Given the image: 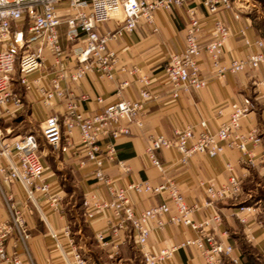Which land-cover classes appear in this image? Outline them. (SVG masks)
<instances>
[{
  "label": "built area",
  "instance_id": "1",
  "mask_svg": "<svg viewBox=\"0 0 264 264\" xmlns=\"http://www.w3.org/2000/svg\"><path fill=\"white\" fill-rule=\"evenodd\" d=\"M193 0H0V119L8 120L23 108V98L14 91V82L18 77L21 85L30 90L29 76L39 72L45 63L44 50L54 57V76L44 77L38 88L41 100L46 106L53 102H65L66 114L61 119L58 115L48 117L40 132L27 133L11 137L7 130L0 129V202L6 210L7 217L0 221V264H24L21 255L10 253L9 244L14 250H22L28 261L34 264L30 255L29 242L31 230L28 215L39 214L43 220L42 203L54 211L59 210L62 197L55 192L45 178L46 149L57 151L61 148L63 138L71 136L77 129L79 147L86 154V160L94 168V175L106 190L90 192L84 197L83 217L92 221L108 214L114 221L112 231L131 229L142 254L144 264H170L176 252L198 247L204 264H227L233 254V247L218 240L214 234L221 216L217 211L208 221L197 222L192 219L194 213L203 208L215 209L218 202L238 200L244 193L243 182L232 173V165L227 164L230 172L227 184L209 183L204 188L203 202H189L173 180L153 186L149 181L130 182L118 187L114 179L104 173L106 165L116 164L124 174L131 168L117 156L116 141L121 136L131 134L133 126L143 125V115L147 103L152 99L149 89L150 80H140L142 88L137 100L121 99L101 111L88 114L79 110V102L63 88L61 82L68 72V56H73L75 70L71 81L79 83L89 73L98 72L112 79L113 67L118 54L110 43L136 31L139 24L154 26L155 12L172 11L181 8ZM67 3L72 13L65 19L58 14L61 4ZM205 13L212 20V35L208 39L201 36L203 22L196 17L194 10H189L186 29L185 48L170 56L165 75L171 84V97L178 100L182 93L192 89L202 90L207 86V79L201 75L199 60L205 55L213 76L223 78L227 73H240L245 70H258L264 66V41L256 45L262 50L251 53L244 59L232 61L228 66L224 61L225 44L232 35V30L224 19L225 12H234L232 0H201ZM235 21L242 15L235 13ZM120 20L119 28L114 32H100V27L110 21ZM66 25V40L72 45L67 52L61 41L60 27ZM156 32L157 28L154 27ZM239 33L245 35L246 30ZM246 44H250L246 40ZM129 86L128 82L119 85V93ZM255 93L262 105L264 115V77L254 82ZM82 96L81 101H86ZM98 102H102L98 99ZM255 108L250 98L241 104H232V114L228 122L218 130L206 129L196 134L194 126L176 129L172 138L159 136L151 141L147 149L153 166L162 170V164L155 152L162 149L177 148L181 153L179 163L186 165L194 154L214 158L223 154L226 147H231L249 157V145H259L261 139L253 130L241 132L242 119ZM81 162L82 166L87 164ZM23 188L25 198L20 200L13 193L15 185ZM146 194H166L163 203L137 211L131 195L141 197ZM176 214L172 215L171 210ZM251 211L252 206H243ZM169 216V223L183 225L197 233V238L185 240L170 248L158 251L149 249L151 235L149 222L158 219V226L165 224L162 217ZM244 223V220H241ZM64 234L73 244L75 264H88L72 238L70 226ZM53 237L57 240L56 234ZM103 246L107 245L104 234L95 235ZM234 264L237 260L232 259Z\"/></svg>",
  "mask_w": 264,
  "mask_h": 264
},
{
  "label": "crops",
  "instance_id": "2",
  "mask_svg": "<svg viewBox=\"0 0 264 264\" xmlns=\"http://www.w3.org/2000/svg\"><path fill=\"white\" fill-rule=\"evenodd\" d=\"M232 1L234 12L223 14L232 30L224 50V61L228 66L232 61L244 59L251 53L261 51L256 42L264 41V32L258 24L264 11L261 1ZM190 9L194 10L196 17L203 22L202 38H210L213 24L207 17L201 0H193L172 11H157L154 26L141 23L134 33L110 43V47L118 54L112 79L98 72H91L79 83H74L70 76L75 70V64L73 56L69 54L68 72L61 84L65 91L79 102L81 112L92 114L121 99L131 101L139 99L142 88L140 80L148 78L152 99L146 105L143 125L133 126L130 135L121 136L116 141L118 159L125 161L131 171L124 174L120 167L111 164L104 167V173L114 179L118 187L123 188L130 182L149 181L153 186H158L167 180H173L189 202H203L205 199L203 186L211 182L217 185L227 184L230 172L226 166L231 164L232 173L243 182V195L236 201L218 202L215 209L203 208L194 213L192 219L197 222L208 221L217 211L221 216V222L214 234L218 240L233 247V254L228 258L227 264H234L232 259L237 260V264H250L244 250H251L264 259V214L258 207H252L253 210L250 212L246 209L241 211L240 208L250 205L246 202L248 197H251L250 192H253L251 184L264 183V115L254 86L256 80L264 77V66L255 71L227 73L223 78H216L212 74L208 58L203 55L199 63L201 75L207 79V86L202 90L192 89L190 92L182 93L178 100H173L171 84L165 75V66L171 55L185 48ZM71 13L67 3L61 4L58 9V14L63 19ZM235 13L242 15L240 21L234 20ZM119 25L120 20L110 21L100 27V32H114ZM154 27L157 28L156 32L153 31ZM242 28L246 30L245 35L239 33ZM59 31L62 43L70 53L72 45L66 40V25L63 24ZM246 40H249L250 44L247 45ZM43 55L44 67L28 78L32 87L30 90H26L20 84L18 77L13 84L14 91L23 98V108L8 119L14 120L17 129L16 132L8 130L11 137L40 132L42 124L48 117L58 115L62 119L66 114V101H55L51 106H46L40 98L38 88L44 84L43 78L53 77L57 69L54 67L55 60L52 54L44 50ZM122 82H128L129 86L119 93V85ZM82 96H87L88 99L81 101ZM245 98H250L255 108L242 119L241 132L253 130L261 139L259 145L251 144L248 147L252 163L249 162V157L238 150L226 147L220 156L210 158L194 154L186 165H181L178 162L181 153L177 148H172L155 152V156L162 164V170L152 165L147 149L154 138L159 136L172 138L176 129L189 125L194 126L197 135L206 129L216 131L228 122L232 114V104L235 102L241 104ZM98 99L102 102H98ZM79 141V132L75 129L71 136L63 138L59 150L46 149L45 178L53 190L61 195L62 200L58 211L42 203L45 220L37 213L33 216L28 215L31 230L29 251L34 264H75L72 255L73 244L64 234L66 226H70L72 221L71 210L68 208L73 202L71 199L75 196L76 190L80 198L93 191L105 195L106 190L95 177L94 168L87 162L86 154L79 147ZM83 161L87 162L85 166L80 164ZM12 191L17 198L24 200L25 194L20 185H15ZM167 198L166 194H146L141 197L131 195L137 211L157 206ZM171 214H176L174 208ZM6 217V210L0 202V221ZM162 219L165 222L162 228L158 226V219L149 222L151 229L149 249L158 251L197 238V233L191 228L169 223V216ZM241 220H244V223ZM113 223L108 214L89 222L85 221L88 237L92 241L89 244L84 243V250L88 252L99 250L100 261L104 264L113 263V260H116L114 258L119 262L131 261L133 251L140 253L135 236L131 229L112 231ZM99 232L104 234L106 246L96 240L95 235ZM53 234H56L57 240ZM72 238L74 239L73 234ZM8 251L10 253L17 251L25 261L24 264H32L22 250L12 248V242ZM170 264L204 262L200 249L189 247L176 252Z\"/></svg>",
  "mask_w": 264,
  "mask_h": 264
},
{
  "label": "rangeland",
  "instance_id": "3",
  "mask_svg": "<svg viewBox=\"0 0 264 264\" xmlns=\"http://www.w3.org/2000/svg\"><path fill=\"white\" fill-rule=\"evenodd\" d=\"M261 1V7L264 9V0ZM259 15V14H258ZM258 24L262 27V31L264 32V11L260 15V18L258 20ZM0 129L3 134L7 133V130H14L16 132V126L14 120H0ZM253 192H250V196L247 199V204H250L252 207H258L262 210L264 214V183L259 184V182L252 183L251 184ZM79 192L76 190L75 196L71 199V202L76 199V195H78ZM73 202L68 206V208L71 210V231L74 235V241L80 247V251L83 255V257L86 259L88 264H104L102 261H100V254L99 250H84L85 246L84 243H90L92 240L88 237V230L86 227V224L84 223L82 217L79 215L78 211L74 209ZM249 205V206H250ZM133 259L131 261H121L119 262L117 258H114L116 260H113V263L108 264H144L142 254L138 253L137 251L132 252ZM259 263L264 264V260H258Z\"/></svg>",
  "mask_w": 264,
  "mask_h": 264
},
{
  "label": "trees",
  "instance_id": "4",
  "mask_svg": "<svg viewBox=\"0 0 264 264\" xmlns=\"http://www.w3.org/2000/svg\"><path fill=\"white\" fill-rule=\"evenodd\" d=\"M83 201H84V198H80L79 195H76V199L74 200L73 205H74V209L78 211L79 215L82 217L85 223V220L83 217V208H82ZM244 253L246 254V257L250 264H261L258 262V260H261V259L264 260L259 255H256L254 252H252L251 250H244Z\"/></svg>",
  "mask_w": 264,
  "mask_h": 264
}]
</instances>
